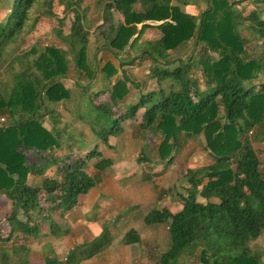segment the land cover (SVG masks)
Instances as JSON below:
<instances>
[{"label": "trees", "instance_id": "16d2710c", "mask_svg": "<svg viewBox=\"0 0 264 264\" xmlns=\"http://www.w3.org/2000/svg\"><path fill=\"white\" fill-rule=\"evenodd\" d=\"M58 1L61 17L53 15V0H11L0 23V118L6 117L0 122V208L7 209L0 217V243L15 234L45 238L50 255L40 264H59L50 237L65 232L56 218L78 206L95 185L90 169L111 165L100 145L111 146L109 138L142 110L137 132L158 140L162 169L174 162L180 134H203L212 157L183 174L187 185L185 195L178 193L179 211L163 206L143 217L147 225H167L171 245L160 252L159 264H184L190 256V264H264V248L252 244L264 233V174L247 137L256 128L254 139L264 140V54L248 50L250 39L239 29L264 44V0ZM189 4L199 6L198 12L183 8ZM149 30L152 35L142 39ZM49 31L69 47L73 81L84 92L77 116L97 139L82 152L71 135L64 140L66 128L55 126L52 117V105L69 99L71 89L64 83L70 71L66 51L36 43ZM24 33L29 44L20 45ZM92 36L93 45L116 57L117 65L107 59L100 68L94 55L88 57ZM142 57L150 59L154 86L125 103L131 80L123 65ZM46 116L53 127L44 125ZM139 159L152 162L145 152ZM52 166L58 177L46 174ZM36 176L41 179L34 183ZM102 229L90 243L68 249L72 264L108 245ZM140 237L130 228L117 240L134 245ZM26 258L19 264H28Z\"/></svg>", "mask_w": 264, "mask_h": 264}, {"label": "rangeland", "instance_id": "374dc122", "mask_svg": "<svg viewBox=\"0 0 264 264\" xmlns=\"http://www.w3.org/2000/svg\"><path fill=\"white\" fill-rule=\"evenodd\" d=\"M72 2L74 0H71ZM174 2H177V0H173ZM83 3H92L93 0H82ZM86 3V4H87ZM10 6H11V0H0V23H3L7 17V15L10 12ZM52 12L55 16H62L63 12V5L58 0H53L52 4ZM197 5H185L183 6L184 9H186L188 12L197 13L199 8ZM114 16L116 18H119L120 15L118 13H114ZM40 21V20H39ZM51 24H53V19H50ZM156 23V22H155ZM153 23V24H155ZM49 26V25H48ZM139 26V25H138ZM241 33L243 36L248 37L250 39V43L248 44V50L255 49L256 51H259L260 53L264 54V44L261 43V41H258V38L253 37V33H251L247 28L239 27ZM92 31V29H91ZM152 35V31L149 30L145 32V34L142 36V39H145L146 37H150ZM28 36L26 33H24L21 37H24L19 42L20 45L29 44V41L26 42V37ZM17 40V39H16ZM16 40H13L14 43ZM25 40L24 43H22ZM37 40V44H55L60 47H62L66 51V55L69 59L70 63V71L68 78L64 79V83L66 86H68L71 89V95L70 98L66 101H61L60 103L56 105H52L55 111L52 113V117L55 119V126L60 127L64 126L66 128V135L64 136V140L68 135H71L73 138L76 139V143H74V148L79 149V151H84L90 149L92 145L97 141V139H92L93 134L89 128V126L79 119L77 116V113L81 110L84 92L77 88L76 84L74 83L73 79L76 77V69L74 67L73 61L71 59V52L69 51L68 45L61 41L58 37L54 36L52 31L45 33L44 35L37 36L35 38ZM34 40V41H35ZM11 41L10 44L13 42ZM98 42V40H96ZM13 43V44H14ZM31 43V41H30ZM103 49H98L93 45V36L91 37L88 48H87V55L88 57H94L99 60V67L101 68L104 61L109 59L111 63L114 65H117L119 62L116 57L112 56L110 53H104L102 51ZM4 51V50H3ZM131 55H135L136 53L134 50H129ZM4 55V52H3ZM120 56V54H119ZM122 56V55H121ZM150 59L147 57H142L141 59H136L132 64H124L122 70L128 75L131 82L129 85V93L127 97L125 98L126 101H128L129 98L139 95V93H146L150 87L154 86V80L151 78V73L149 71L150 66ZM120 76V75H119ZM203 81V79H202ZM84 85V84H83ZM98 85V84H97ZM76 86V87H75ZM96 88V87H95ZM124 100L125 103H127ZM132 101V100H129ZM142 115V110L138 112L136 115V118L139 120L140 116ZM3 118H6L5 116ZM84 118V117H83ZM134 120V119H133ZM0 122H4V120H0ZM136 122L135 120L132 121ZM44 125L46 127L51 128L53 127L50 116H46L44 118ZM69 124V125H68ZM128 125H124L123 127L126 128ZM136 127V126H134ZM133 132L135 131L132 130ZM256 128H252L247 132V137L251 140L253 147L255 148L258 157L261 160V169L264 174V140L260 139H254V134L256 133ZM82 133V134H81ZM116 137H118L117 143L120 145H124V149H122V152H119L122 155H125L124 151L129 150L131 153L136 150L139 151L140 154L142 152H145L150 158H156V151L157 147L159 146L158 140H150V137H140L139 140L144 141V145L141 146V143L135 142L133 138V135L131 136L128 133H119ZM114 136H111L109 138V142H113L115 140ZM132 137V138H131ZM133 139V141L131 140ZM148 140V141H145ZM177 141L179 144V151L177 155L175 156V160L173 163H171L168 168L163 171L162 165H158V163L155 162L153 166L149 167L148 175L149 179L146 180V184L150 185V188L153 190L154 193H152V197L149 198V207L148 209H151L155 206H160L163 204L162 197H159L160 194L163 195L164 193L171 195L170 201H179L180 198L178 196V193L180 194H186V185L185 179L183 177V174L187 169H192L204 164H209L212 162V157L209 155L208 151L204 149V136L203 134L196 135L193 137H185L183 134L178 135ZM122 147V148H123ZM108 148V147H106ZM126 148V149H125ZM38 157V156H37ZM90 163H93V160L90 161ZM148 169V168H146ZM152 171V172H151ZM46 174L57 176L58 174L55 173V167H50L47 169ZM38 177V176H36ZM41 179V177L34 178L33 182ZM123 179L130 180L131 176L130 173H126L123 175ZM166 184L168 187H163V185ZM154 185V186H153ZM188 187V186H187ZM161 188V190H160ZM162 191V192H161ZM154 199V200H153ZM153 200V201H152ZM167 199H165L166 201ZM152 201V203H150ZM136 211V210H135ZM139 211H144V207L139 206ZM7 213L6 207L0 208V217L4 216ZM58 223L62 226V230L67 233L68 230L66 229V223L61 218H56ZM108 222V221H107ZM106 223L105 225H107ZM44 229H48L47 225H42ZM154 228V232L150 230L148 234H145L143 229L140 230V233H142L143 239L142 242L134 245L133 248H128L126 245L124 248L125 252L123 255L117 253L114 255V264H123L126 262L127 264H159L158 257L160 255V252L167 250L171 245V239L168 232L167 225L165 223H156L155 225H152L149 227ZM124 230L119 232V234H122ZM120 236V235H118ZM119 238V237H117ZM51 239V245L54 248L55 255L59 259V264H72L68 258V247L66 243L65 238L57 237ZM43 241H45V238L42 239H35L32 237H24L21 234H15L11 241L7 243H0V264H19L22 261L20 259H23L27 257L28 264H40L42 262V258L45 255H50L48 251H46L45 248H43ZM255 247L264 248V233L262 237L252 243ZM123 244L117 245V248H121ZM8 253V255L6 254ZM133 254L137 256L138 260L135 261L137 258L132 257ZM264 255V251H263ZM96 258V257H95ZM193 256L184 258V264H190L192 261H194ZM132 260V261H131ZM84 261V260H83ZM111 262V261H109ZM77 264H104L100 262L99 260L92 259L84 262H80Z\"/></svg>", "mask_w": 264, "mask_h": 264}, {"label": "crops", "instance_id": "0c3cea01", "mask_svg": "<svg viewBox=\"0 0 264 264\" xmlns=\"http://www.w3.org/2000/svg\"><path fill=\"white\" fill-rule=\"evenodd\" d=\"M117 79L118 77L114 76L112 83ZM129 85L128 83V87ZM151 88L152 87H150V89ZM127 95H125L124 100ZM138 96L139 95L133 96L129 98L128 101H125L129 102V100H135ZM134 120L136 122H131V124L123 128L119 133L133 135L135 140L133 143L138 142L141 143L142 146L145 142L139 140L141 135L137 132L138 127H134L140 119L138 120L135 117ZM134 129L136 134L132 131ZM117 135H115V137ZM131 140L133 141V139ZM117 141L118 137H116L113 142H109L111 146L105 144L100 145L104 157L112 160L111 165L104 170L90 169L95 180V185L86 194L80 196L78 199V206L68 211L62 218L65 221L64 223L67 224L66 229H69L68 232L62 236V238L68 241L66 243L68 249L73 245L90 243L101 234L103 230L102 227H106L105 230L109 238L108 245L89 259L82 261L84 263L88 260L96 259L104 264H114V255L117 253L123 255L126 249L124 248V244V246L122 245L123 247L117 248V245L122 244L119 239L117 240V237L123 235L125 231L130 228H134L139 232L141 240L143 239L142 233H140L141 229H143L145 234H148L152 229L154 232V228L150 229L149 227L155 224L147 225L143 222V217L149 210L166 206L171 212H177L182 208V200L179 195V201H170L172 198L171 195L164 193L159 196L164 199L163 204L160 206L152 205L153 207L148 209L149 198L152 197V193L154 192L150 188V185L146 184V180L149 178H145V175L149 172V167L153 166L155 162L158 163V165L162 164L157 158H151V163H145L143 160L139 159L141 154L136 150L134 153L126 150L124 151L125 155L120 154L119 152H122L125 146L119 145ZM163 171L165 170L163 169ZM126 173H130V180L123 179V175ZM163 187H168V185L164 184ZM165 199L167 200L165 201ZM152 201L150 203H152ZM141 204L144 207V211H139V206H141ZM106 223L108 224L105 225ZM122 230H124L123 233L119 234ZM134 245H137V243ZM134 245L131 244L126 246L128 248H133ZM132 257L137 258L136 254H133ZM137 260L138 258L135 261ZM126 262L123 264H127Z\"/></svg>", "mask_w": 264, "mask_h": 264}, {"label": "built area", "instance_id": "2783aa9c", "mask_svg": "<svg viewBox=\"0 0 264 264\" xmlns=\"http://www.w3.org/2000/svg\"><path fill=\"white\" fill-rule=\"evenodd\" d=\"M0 120L2 121V120H4V118H3V117H1V118H0Z\"/></svg>", "mask_w": 264, "mask_h": 264}, {"label": "water", "instance_id": "95a60500", "mask_svg": "<svg viewBox=\"0 0 264 264\" xmlns=\"http://www.w3.org/2000/svg\"><path fill=\"white\" fill-rule=\"evenodd\" d=\"M151 23H155V22L151 21Z\"/></svg>", "mask_w": 264, "mask_h": 264}]
</instances>
